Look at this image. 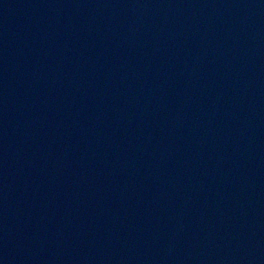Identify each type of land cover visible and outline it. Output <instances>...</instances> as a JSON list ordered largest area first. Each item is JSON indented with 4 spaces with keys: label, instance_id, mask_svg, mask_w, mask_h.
<instances>
[{
    "label": "water",
    "instance_id": "obj_1",
    "mask_svg": "<svg viewBox=\"0 0 264 264\" xmlns=\"http://www.w3.org/2000/svg\"><path fill=\"white\" fill-rule=\"evenodd\" d=\"M0 264H264V0H0Z\"/></svg>",
    "mask_w": 264,
    "mask_h": 264
}]
</instances>
